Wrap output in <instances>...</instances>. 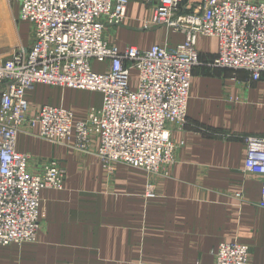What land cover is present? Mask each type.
<instances>
[{
  "label": "crops",
  "instance_id": "0c3cea01",
  "mask_svg": "<svg viewBox=\"0 0 264 264\" xmlns=\"http://www.w3.org/2000/svg\"><path fill=\"white\" fill-rule=\"evenodd\" d=\"M151 16L150 6L130 2L125 21L108 27L106 40L121 51L185 41L184 33L166 28L144 30ZM23 30L29 38L31 24L22 21L20 37ZM197 48L201 64L194 71L188 121L172 130L179 148L166 175L125 164L108 174L96 137L87 154L73 148L74 138L53 144L37 137V127L24 126L17 151L31 156L29 172L40 174L45 163L56 161L66 177L63 190L41 193L37 241L0 246V264H215L220 244L233 241L249 246V264H264L263 178L245 170L244 143L264 138V76L255 82L245 71L212 66L219 54L215 38L200 37ZM97 65V72L105 71ZM26 98L31 116L43 106H62L75 122L103 105L99 92L42 84ZM150 183L154 198L146 196Z\"/></svg>",
  "mask_w": 264,
  "mask_h": 264
},
{
  "label": "built area",
  "instance_id": "2783aa9c",
  "mask_svg": "<svg viewBox=\"0 0 264 264\" xmlns=\"http://www.w3.org/2000/svg\"><path fill=\"white\" fill-rule=\"evenodd\" d=\"M141 1L152 16L144 30L166 28L184 33L175 47L155 44L148 50L128 46L121 51L105 38L108 27L123 24L128 5ZM20 20L32 26V44L18 45L0 58V246L33 243L40 230L41 193L63 190L66 171L56 161L31 174V156L17 151L24 126L38 128L37 137L97 156L108 174L118 164L166 175L179 145L173 128L187 124L195 69L201 64L200 37L219 41L212 66L245 71L252 81L264 76V0H18ZM106 66L97 72L94 64ZM137 72L134 82L132 72ZM99 92L101 108L75 122L64 107L43 106L31 116L28 91L36 85ZM226 139V138H225ZM245 170L263 178L264 138L247 137ZM147 197H156L150 183ZM250 248L223 242L215 264H249Z\"/></svg>",
  "mask_w": 264,
  "mask_h": 264
},
{
  "label": "rangeland",
  "instance_id": "374dc122",
  "mask_svg": "<svg viewBox=\"0 0 264 264\" xmlns=\"http://www.w3.org/2000/svg\"><path fill=\"white\" fill-rule=\"evenodd\" d=\"M19 16L20 5L18 0H0V58H6L13 48L18 45H28L32 40V30L29 38L24 30L20 37L19 26L22 21L19 20ZM95 68L102 70L98 65ZM131 77L136 82L137 72H132Z\"/></svg>",
  "mask_w": 264,
  "mask_h": 264
}]
</instances>
